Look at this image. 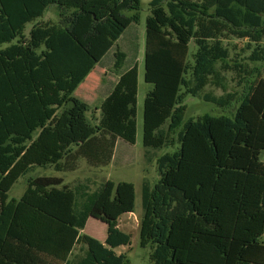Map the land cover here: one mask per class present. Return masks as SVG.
<instances>
[{"label":"trees","instance_id":"1","mask_svg":"<svg viewBox=\"0 0 264 264\" xmlns=\"http://www.w3.org/2000/svg\"><path fill=\"white\" fill-rule=\"evenodd\" d=\"M52 6L58 22L40 21ZM150 7L144 146L175 151L157 158L155 187L143 184L141 247L151 248L152 264H264V0H152ZM141 10L142 0H0V264H131L115 250L132 243L119 220L136 211L133 183L110 180L88 195L41 176L20 199L10 192L34 168L75 171L81 159L106 167L120 139L136 144L138 64L120 75L82 144L73 112L87 125V109L70 105L140 23ZM230 38L254 44V67L232 60ZM115 56L121 70L127 54ZM227 73L240 78L243 93L229 91ZM208 86L226 95L205 94V102H237L233 116L187 118L186 97ZM90 218L108 226L104 243L82 233Z\"/></svg>","mask_w":264,"mask_h":264},{"label":"rangeland","instance_id":"2","mask_svg":"<svg viewBox=\"0 0 264 264\" xmlns=\"http://www.w3.org/2000/svg\"><path fill=\"white\" fill-rule=\"evenodd\" d=\"M152 0H142L141 21L138 24L130 27L125 35L118 41L116 46L106 55L101 63L90 74L86 81L76 90L73 95V102L70 107L81 105L87 109L84 113L85 121L80 117L79 111L73 112L72 128L76 136V141L82 144L86 141L91 133L96 131L101 120V104L112 90V87L117 83L122 73L127 72L135 64L139 67V92L137 104V142L132 145L122 139L117 143L113 161L106 167H93L85 159H81L78 168L75 171L57 172L54 167L34 168L28 175L20 178L10 192V199H20L28 188L31 179L48 176L59 177L64 179V184L74 189L79 186L85 187L88 195H92L100 191L107 181L130 182L136 188V211L134 214L122 216L119 227L124 232L131 234V246H122L116 250L117 253H125L128 256L131 264H152L150 260L151 248L141 247L140 237V221L143 214L142 204V189L143 184L148 182L151 187H155L160 179V173L157 165V158L168 152L175 151L172 148L153 149L144 146V105L148 92L152 89V85L145 81V49H146V31L147 19L151 16L150 3ZM58 11L55 6L50 7L44 18L40 21L58 22ZM33 24H29L26 29L27 35L32 29ZM248 39L230 38L225 41V44L231 50V58L234 62L243 60L254 67L248 58L250 57L254 44L249 46ZM118 49L127 54V59L121 70L114 68ZM197 51V46L191 44V53ZM262 73L264 74V65H262ZM228 88L230 92L240 91L243 93V87L239 86V77L234 73H227ZM205 94L220 98L226 93L222 89L213 86H208L200 97H186L188 106L187 118L201 121L204 116H233L238 107V103L221 108L214 104L207 103L203 99ZM83 114V113H82ZM89 130V133H88ZM88 133V134H87ZM262 160L264 162V151L262 152ZM84 200L78 196V202ZM84 235H88L101 242H105L108 234V226L96 219H90ZM79 252V249L76 251Z\"/></svg>","mask_w":264,"mask_h":264},{"label":"crops","instance_id":"3","mask_svg":"<svg viewBox=\"0 0 264 264\" xmlns=\"http://www.w3.org/2000/svg\"><path fill=\"white\" fill-rule=\"evenodd\" d=\"M74 94H75V93H74ZM99 110H100V109H99ZM131 214H133V213H131ZM131 214H126V215H123V216L126 217L127 215H131ZM90 219H91V218H90ZM90 219H89V220H90ZM121 219H122V217L120 218L119 223H120ZM89 220H88V222H89ZM87 224H88V223H87ZM86 226H87V225H86ZM85 229H86V228H85ZM120 229H121V228H120ZM82 233H83V231H82ZM106 239H107V238H106ZM119 248H120V247H119ZM117 249H118V248H117ZM117 249H116V250H117ZM116 250H115V251H116ZM76 253H77V252H76ZM118 254H125V253H118Z\"/></svg>","mask_w":264,"mask_h":264}]
</instances>
